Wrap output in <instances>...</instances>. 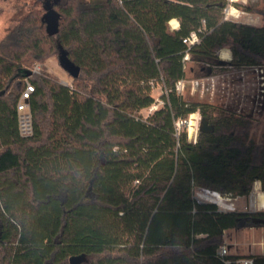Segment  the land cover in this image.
<instances>
[{
  "label": "trees",
  "instance_id": "obj_1",
  "mask_svg": "<svg viewBox=\"0 0 264 264\" xmlns=\"http://www.w3.org/2000/svg\"><path fill=\"white\" fill-rule=\"evenodd\" d=\"M226 4L56 0L53 36L40 11H16L0 39V264H71L76 255L77 264H223L226 230L264 226L253 220L264 211L195 198L196 188L236 197L264 184V141L237 132L250 124L243 115L176 89L224 64V46L234 66L263 68L264 24L226 19ZM193 31L200 40L189 46ZM61 50L81 68L68 83L45 66ZM35 63L42 71L27 75ZM26 78L35 85L27 137L17 112ZM158 84L163 104L144 115ZM197 110L214 131L192 141L176 122ZM245 256L264 264V254Z\"/></svg>",
  "mask_w": 264,
  "mask_h": 264
},
{
  "label": "rangeland",
  "instance_id": "obj_2",
  "mask_svg": "<svg viewBox=\"0 0 264 264\" xmlns=\"http://www.w3.org/2000/svg\"><path fill=\"white\" fill-rule=\"evenodd\" d=\"M226 2V8L223 10L226 19L252 25L264 24V0H226ZM244 6L249 9L244 8ZM23 7L26 11L30 9L40 11L41 17L45 12L43 0H0V39L6 34L8 27L13 25V15ZM174 24L170 21L172 29ZM224 49H230V47L224 46L219 49L217 56L225 63L212 68L211 73L205 76L189 74L188 79L204 78L205 83L204 86L195 88H192L191 85L188 86L183 95L188 99L222 105L243 115L250 121V124L246 128L237 127V132L248 136L249 140L262 142L264 141V66L263 68L259 66L243 68L234 66L231 63L233 59L231 49V57L227 59L221 54ZM45 66L51 74L57 76L61 81L67 83L72 81L73 77L61 66L57 54H51L46 60ZM162 93L163 88L158 84L153 90L157 102L162 101ZM151 111L153 110L150 108L143 109L142 113L147 115ZM194 114L193 117L191 114L185 123L188 137L192 141L197 139L202 116L198 110ZM190 120L195 122L194 125L190 124ZM191 127L196 129L195 133L190 131ZM199 190L200 188H196L195 194ZM260 192L264 193V184L258 180L254 182L249 194L236 197L229 196L231 199L227 198V201H234L237 210L264 211V201L260 200L256 210L255 208H253L254 210L250 209L255 195ZM222 194L224 195V193ZM224 240L229 250L235 246L236 250L240 252L247 251L251 245L254 251L264 253V226H251L249 223L233 228L224 233ZM232 242L236 245H232Z\"/></svg>",
  "mask_w": 264,
  "mask_h": 264
},
{
  "label": "built area",
  "instance_id": "obj_3",
  "mask_svg": "<svg viewBox=\"0 0 264 264\" xmlns=\"http://www.w3.org/2000/svg\"><path fill=\"white\" fill-rule=\"evenodd\" d=\"M199 40L200 38L196 31H193L188 37L184 38V42L187 43L189 46L195 44L196 42H199ZM189 58H190V54L189 52H187L184 56V61H188ZM41 71H42V64L35 63V65L32 68V72L40 73ZM25 82H26V86L21 92L17 102V112H18L19 132L22 136L27 137L34 133V121H33V113L31 111L30 98L32 96V93L35 91V85L29 80V78H26ZM63 82L67 83L65 81ZM204 83H205L204 78H194V79L182 78L177 81L176 89L179 93L183 94L188 86L191 85L192 88H195L201 85L204 86ZM162 103L163 101H159L155 103L150 107V110H154L158 108V106ZM184 123H187V121L180 119L176 122L178 131H180L181 125ZM229 196L231 195H225V194L223 195L222 192H220L219 190H214L205 187L200 188L197 194H195V198L200 202L216 203L219 206V208L224 211L236 210L237 209L236 203L232 200L227 201V198L231 199ZM258 204L259 202L257 201V198L255 196L254 201L251 202L250 209L252 210L253 208H255L256 210L258 208ZM229 254H230V250L227 244L222 245L218 250V255L221 257L223 264H255V261L252 257L243 256L240 258H230Z\"/></svg>",
  "mask_w": 264,
  "mask_h": 264
},
{
  "label": "water",
  "instance_id": "obj_4",
  "mask_svg": "<svg viewBox=\"0 0 264 264\" xmlns=\"http://www.w3.org/2000/svg\"><path fill=\"white\" fill-rule=\"evenodd\" d=\"M56 0H44L43 7L45 12L42 20L46 25V31L49 35L53 36L59 32L60 28V12L55 7ZM61 66L73 77L76 78L81 73V68L78 66L69 56L66 50H61L58 55ZM28 72L27 75L31 74ZM199 130L201 132H212L214 131V124L210 122V118L206 115H202L200 119ZM255 222H264V219L258 217L253 219ZM84 259L82 255H76L70 257L71 264H77Z\"/></svg>",
  "mask_w": 264,
  "mask_h": 264
},
{
  "label": "bare ground",
  "instance_id": "obj_5",
  "mask_svg": "<svg viewBox=\"0 0 264 264\" xmlns=\"http://www.w3.org/2000/svg\"><path fill=\"white\" fill-rule=\"evenodd\" d=\"M171 22L175 23V24H174V27H177V26H178V23H179V22H178L177 19H172ZM221 54H222V56H223L224 58H226V59L231 57V51H230V49H224V50L222 51ZM194 115H195V114L192 113V117H193ZM188 123H189V122H188ZM194 123H195V122H193V120H190V124H191V125H194ZM190 131L195 133L196 129H195L194 127H191V128H190ZM194 135H195V134H194ZM255 196H256L258 202H259V200H260V201H264V193L260 192V193L256 194Z\"/></svg>",
  "mask_w": 264,
  "mask_h": 264
},
{
  "label": "crops",
  "instance_id": "obj_6",
  "mask_svg": "<svg viewBox=\"0 0 264 264\" xmlns=\"http://www.w3.org/2000/svg\"><path fill=\"white\" fill-rule=\"evenodd\" d=\"M177 20H178V19H177ZM178 22H179V20H178ZM179 24H180V23H178V26H177V27H174V28H178V27H179ZM228 230H231V229H228ZM228 230H226L225 233H226ZM231 244H232V245H236V243H234V242H232ZM232 245H231V246H232ZM230 253H235V254H239V255L264 254V253H259V252H257V251H254L251 245L249 246V249H248L247 251H242V252L236 250V247L233 246V247H232V250H230Z\"/></svg>",
  "mask_w": 264,
  "mask_h": 264
},
{
  "label": "flooded vegetation",
  "instance_id": "obj_7",
  "mask_svg": "<svg viewBox=\"0 0 264 264\" xmlns=\"http://www.w3.org/2000/svg\"><path fill=\"white\" fill-rule=\"evenodd\" d=\"M44 1V0H43Z\"/></svg>",
  "mask_w": 264,
  "mask_h": 264
}]
</instances>
